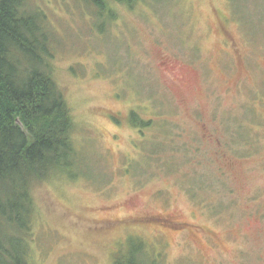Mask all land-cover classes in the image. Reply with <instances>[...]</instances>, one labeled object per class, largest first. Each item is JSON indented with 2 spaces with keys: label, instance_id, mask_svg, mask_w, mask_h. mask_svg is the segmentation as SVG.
I'll return each instance as SVG.
<instances>
[{
  "label": "rangeland",
  "instance_id": "1",
  "mask_svg": "<svg viewBox=\"0 0 264 264\" xmlns=\"http://www.w3.org/2000/svg\"><path fill=\"white\" fill-rule=\"evenodd\" d=\"M26 7L80 158L31 187L26 264H113L139 244L147 264H264V0Z\"/></svg>",
  "mask_w": 264,
  "mask_h": 264
},
{
  "label": "trees",
  "instance_id": "2",
  "mask_svg": "<svg viewBox=\"0 0 264 264\" xmlns=\"http://www.w3.org/2000/svg\"><path fill=\"white\" fill-rule=\"evenodd\" d=\"M27 1L0 0V264H26L33 184L80 162L70 110L45 61L51 56L46 18L28 12ZM83 1L102 18L109 1L131 8L150 0ZM130 122L133 129L154 126L142 119ZM160 135L164 144L171 140L166 132ZM235 145L245 149L242 140ZM138 246L113 264H147Z\"/></svg>",
  "mask_w": 264,
  "mask_h": 264
}]
</instances>
